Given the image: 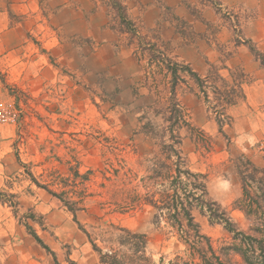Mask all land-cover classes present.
Here are the masks:
<instances>
[{
  "label": "rangeland",
  "instance_id": "1",
  "mask_svg": "<svg viewBox=\"0 0 264 264\" xmlns=\"http://www.w3.org/2000/svg\"><path fill=\"white\" fill-rule=\"evenodd\" d=\"M253 15L244 9L223 13L235 44L247 39L246 29ZM38 31L28 34L15 51L9 62L13 59L14 68L9 67V72L5 58H0V125L14 126L9 138L5 129L3 134L0 132V264L54 262L24 225L39 232L47 230L55 241L56 233L73 237V243L62 244L55 253L60 264H70L73 251L74 257L99 261L64 202L76 210L78 221L103 249L113 246L103 241L109 240L112 235L107 231L115 225L145 234L147 253L155 264L162 257L166 264L176 255H184L185 247L173 230L164 221L158 226L153 224L154 210L146 202L147 197L169 185V169H163L159 177L151 176L155 160L163 161L161 149L170 144L169 124L165 121L169 112L164 109L170 101L165 99L166 91L159 90L162 105H157L153 95L147 100L124 102L118 99L116 89L106 92L102 86L87 87L80 83L79 76L61 68L53 54L54 41L43 40V28ZM154 40L159 54L139 53L152 79L156 67L166 70L161 60L166 51L158 39ZM229 49L222 55L227 57ZM256 62L262 70L260 83L256 82L255 72L240 68L233 70L231 77L218 74L224 78L223 83L214 75L216 69L210 68L213 76L205 88L208 102H204L207 121L216 122L215 108L220 100L227 96L237 100L225 111L222 132L216 123V130L209 125L199 126L197 117L189 114V120L187 113V124L173 128L191 170L207 177L211 191L214 183L228 180L229 197L234 192L231 177L235 172L264 176V172L256 174L251 166L264 169V68ZM240 85L241 91L237 88ZM2 135L5 138L1 139ZM33 179L61 198L38 187ZM252 185L250 190L255 194L258 184L254 188ZM240 200L232 201L230 209L243 205ZM230 209L226 213L240 231L262 238L259 231H264L263 226H255L256 217L247 220ZM192 214L224 264H246L238 250H233L241 246L231 234L210 222L198 208Z\"/></svg>",
  "mask_w": 264,
  "mask_h": 264
},
{
  "label": "crops",
  "instance_id": "2",
  "mask_svg": "<svg viewBox=\"0 0 264 264\" xmlns=\"http://www.w3.org/2000/svg\"><path fill=\"white\" fill-rule=\"evenodd\" d=\"M119 1L125 7L128 19L136 25L137 36L146 38L151 44L158 39L170 59L190 68L202 79L208 75L210 68L228 76L240 68L245 72H255L258 76L256 82H261L262 70L258 63L252 59L244 44L233 42L230 28L222 15L239 9L253 12L246 38L264 51V0H218V5L203 0ZM117 25L118 19L109 0H0V58H5L9 72V67L14 68L13 59L9 63L10 59L26 36L34 35L35 31L43 28L42 38L46 42L54 41L53 54L61 68L65 67L79 76L80 83L87 87L102 86L106 92L116 89L118 99L124 102L136 98L147 100L153 95L155 103L162 105L159 90H165V99L169 100L170 72L162 67H156L157 72L152 68L155 73L153 79L150 78L148 67L139 59V45L135 40L130 41L129 34L118 31ZM228 47L232 49L225 57L222 51ZM220 77L223 78L222 75ZM174 89L176 103L187 113L189 120L191 114L201 122L199 126L205 128L209 125L216 130L217 123L207 121L205 101L193 78L186 72L179 73ZM169 106L170 101L164 108L168 112ZM4 129L7 138L12 136L14 126L11 123L0 125L2 134ZM2 138L5 136L2 135ZM252 165L257 170L256 174H263L264 169ZM231 181L234 192L229 197L231 186L228 180L214 183L211 191L206 177L209 198L224 207L226 212L232 201L243 198L239 172H235ZM256 190L255 194L250 190V194L260 196V191ZM230 210L244 215L237 207ZM33 229L55 253L60 251L62 244L73 243L72 236L56 233L58 240L55 241L44 228L40 232L35 227ZM74 252L69 259L76 264H101L96 259L88 262L85 258L74 257ZM47 264L54 262L47 261Z\"/></svg>",
  "mask_w": 264,
  "mask_h": 264
},
{
  "label": "trees",
  "instance_id": "3",
  "mask_svg": "<svg viewBox=\"0 0 264 264\" xmlns=\"http://www.w3.org/2000/svg\"><path fill=\"white\" fill-rule=\"evenodd\" d=\"M203 1H212L218 5V0ZM109 2L118 19V25L116 26L118 31L129 34L131 38L130 41L135 40L141 52L152 53L154 51L159 54L155 44H151L142 36H137L136 25L128 19L123 4L119 0H109ZM240 43L248 48L254 59L264 68V54L256 48L254 43L247 39L236 42V44ZM161 60L166 70L171 74L169 117L165 119L169 124L170 144L164 145L161 149L159 156L163 157V161L159 159L155 160L151 169V176L154 178L159 177L163 169H169L170 175L167 177L169 179V185L159 190L153 197H147L146 202L147 205L154 210L153 224L158 226L161 221H164L177 235L179 242L185 247L184 255H176L173 260H169L166 264H224L220 256L213 249L210 238L201 232L199 224L195 221L192 212L197 208L202 215L208 216L210 222L221 225L225 231L231 234L233 241L239 242L241 247H235L233 250H238L237 252L244 263L264 264V231H259L262 234V238L259 239L246 235L238 229L237 225L227 215L226 211L209 198L206 176L191 170L181 149V139L179 136L173 134V128L179 123L187 124L185 112L175 100L174 88L179 78V73L186 72L193 78L200 88V92L203 94L204 101L208 102L205 88L207 83H209L208 81L213 76L212 72H209L208 75L202 79L190 68L174 62L165 54L161 55ZM214 75L223 83H226L217 72H214ZM237 88L241 91L240 86ZM234 90V88L231 89V92L234 93ZM236 103L237 100L227 96L216 105L215 120L220 132H222L223 129L222 118L226 115V109ZM165 161H167L169 165H167ZM251 166L253 167V165ZM253 170L257 172L254 167ZM239 175L243 188V198L240 202H242L243 205L237 208L244 213L248 220H251L250 218L252 216L256 217L255 221L257 223L255 226H263L262 230H264V177L256 179L254 175L241 171H239ZM33 181L38 187L46 190L54 197L61 198L60 195H56L46 187L39 185L35 179H33ZM255 183L260 184V187H256V189L260 191V196H253L250 194V185ZM159 186L162 187V183H160ZM64 203L68 211L71 212L72 220L77 225L78 230L86 236L91 244L92 250L98 254L101 264H155L148 256V239L145 234L133 232L125 227L110 225V229L107 232H111L112 236L108 241H103V244L106 245L107 242H112L113 246L103 249L95 243L91 234L78 221L76 210L72 209L67 202ZM29 219L33 220V217ZM24 227L36 244L52 257L54 264H60L57 261L55 252L44 243L35 230L30 225H24ZM243 247H245V250L242 249ZM246 250H250V254L248 251L246 252ZM69 262L70 264H76L73 261ZM159 264H165L163 257L160 258Z\"/></svg>",
  "mask_w": 264,
  "mask_h": 264
}]
</instances>
